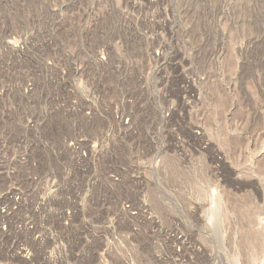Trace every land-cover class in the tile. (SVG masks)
Segmentation results:
<instances>
[{"label":"rangeland","instance_id":"obj_1","mask_svg":"<svg viewBox=\"0 0 264 264\" xmlns=\"http://www.w3.org/2000/svg\"><path fill=\"white\" fill-rule=\"evenodd\" d=\"M0 2V264H264V0Z\"/></svg>","mask_w":264,"mask_h":264},{"label":"bare ground","instance_id":"obj_2","mask_svg":"<svg viewBox=\"0 0 264 264\" xmlns=\"http://www.w3.org/2000/svg\"><path fill=\"white\" fill-rule=\"evenodd\" d=\"M56 1H57V0H56ZM102 1H103V0H102ZM0 3H1V2H0ZM56 3H57V2H56ZM58 3H59V2H58ZM100 3H102V2H100ZM4 4H5V3H4ZM70 4H71V3H70ZM72 4H73V3H72ZM98 4H99V3H98ZM126 4H127V3H126ZM45 5H46V4H45ZM78 5H79V4H78ZM109 5H110V4H109ZM112 5H113V4H112ZM133 5H134V4H133ZM47 6H48V5H47ZM141 6H142V5H141ZM40 7H41V6H40ZM48 7H49V6H48ZM104 7H105V6H104ZM115 7H116V6H115ZM120 7H121V6H120ZM3 8H4V7H3ZM54 8H55V7H54ZM63 8H64V7H63ZM66 8H67V7H66ZM97 8H98V7H97ZM133 8H134V7H133ZM40 9H41V8H40ZM88 9H89V8H88ZM101 9H102V8H101ZM107 9H108V8H107ZM120 9H121V8H120ZM128 9H129V8H128ZM47 10H49V9H47ZM53 10H54V9H53ZM117 10H118V9H117ZM129 10H130V9H129ZM129 10H128V11H129ZM133 10H134V9H133ZM41 11H42V10H41ZM67 11H68V10H67ZM67 11H66V13H67ZM90 11H91V10H90ZM96 11H97V9H96ZM118 11H119V10H118ZM138 11H139V10H138ZM4 12H5V11H4ZM72 12H73V11H72ZM86 12H87V11H86ZM99 12H100V11H99ZM102 12H103V11H102ZM1 13H2V12H1ZM1 13H0V14H1ZM47 13H48V12H47ZM53 13H54V12H53ZM63 13H64V12H63ZM69 13H70V12H69ZM97 13H98V12H97ZM100 13H101V12H100ZM100 13H99V14H100ZM107 13H108V12H107ZM112 13H113V12H112ZM138 13H139V12H138ZM51 14H52V12H51ZM54 14H55V13H54ZM81 14H82V13H81ZM95 14H96V13H95ZM116 14H117V13H116ZM1 15H2V14H1ZM9 15H10V14H9ZM9 15H8V16H9ZM56 15H57V14H56ZM97 15H98V14H97ZM100 15H101V14H100ZM100 15H99V16H100ZM103 15H105V14L103 13ZM103 15H102L101 17H103ZM112 15H113V14H112ZM118 15H119V14H118ZM126 15H127V14H126ZM134 15H135V14H134ZM145 15H146V14H145ZM2 16H3V15H2ZM11 16H12V15H11ZM40 16H41V15H40ZM66 16H67V15H66ZM84 16H85V15H84ZM90 16H91V15H90ZM114 16H115V15H114ZM148 16H149V14H148ZM5 17H6V16H5ZM38 17H39V16H38ZM53 17H54V16H53ZM58 17H59V16H58ZM86 17H87V16H86ZM106 17H107V16H106ZM125 17H126V16H125ZM133 17H134V16H133ZM139 17H140V16H139ZM33 18H34V17H33ZM68 18H70V17H68ZM0 19H1V18H0ZM42 19H43V18H42ZM50 19H51V18H50ZM95 19H96V18H95ZM109 19H110V18H109ZM111 19H112V18H111ZM111 19H110V20H111ZM121 19H122V18H121ZM11 20H12V19H11ZM104 20H105V16H104ZM194 20H195V19H194ZM198 20H199V19H198ZM0 21H1V20H0ZM2 21H3V20H2ZM2 21H1V22H2ZM34 21H35V20H34ZM34 21H33V22H34ZM92 21H93V19H92ZM143 21H144V20H143ZM45 22H46V21H45ZM90 22H91V21H90ZM93 22H95V21H93ZM126 22H127V21H126ZM200 22H201V21H200ZM41 23H42V22H41ZM41 23H40V24H41ZM62 23H63V22H62ZM140 23H141V22H140ZM42 24H43V23H42ZM71 24H72V23H71ZM100 24H101V23H100ZM121 24H122V23H121ZM193 24H194V23H192V25H193ZM1 25H2V24H1ZM1 25H0V26H1ZM45 25H46V23H45ZM60 25H61V24H60ZM69 25H70V24H69ZM98 25H99V24H98ZM101 25H102V24H101ZM201 25H202V24H201ZM55 26H56V25H55ZM71 26H72V25H71ZM190 26H191V25H190ZM206 26H207V25H206ZM15 27H16V26H15ZM50 27H51V26H50ZM89 27H90V26H89ZM105 27H106V26H105ZM110 27H111V26H110ZM212 27H213V26H212ZM37 28H38V27H37ZM37 28H36V29H37ZM96 28H97V27H96ZM103 28H104V27H103ZM190 28H191V27H190ZM193 28H194V27H193ZM201 28H202V27H201ZM62 29H63V28H62ZM71 29H72V28H71ZM260 29H261V28H260ZM27 30H28V29H27ZM55 30H56V27H55ZM68 30H70V29H68ZM75 30H76V29H75ZM92 30H93V29H92ZM123 30H124V29H123ZM128 30H129V29H128ZM210 30H211V29H210ZM11 31H12V30H11ZM23 31H24V30H23ZM36 31H37V30H36ZM61 31H62V30H61ZM73 31H74V30H73ZM94 31H95V30H94ZM99 31H100V29H99ZM106 31H107V30H106ZM108 31H109V30H108ZM135 31H137V30H135ZM13 32H14V31H13ZM32 32H33V31H32ZM46 32H47V31H46ZM65 32H66V31H65ZM97 32H98V31H97ZM116 32H117V29H116ZM258 32H259V31H258ZM10 33H11V32H10ZM10 33H9V34H10ZM15 33H16V32H15ZM19 33H20V32H19ZM22 33H23V32H21V34H22ZM39 33H40V32H39ZM62 33H63V32H62ZM66 33H67V32H66ZM66 33H65V34H66ZM77 33H78V32H77ZM84 33H85V32H84ZM84 33H83V34H84ZM129 33H130V32H129ZM193 33H194V32H193ZM196 33H197V32H196ZM213 33H215V32H213ZM3 34H4V33H3ZM7 34H8V33H7ZM12 34H13V33H12ZM37 34H38V33H37ZM69 34H71V31H70ZM69 34H66V35H69ZM101 34H102V33H101ZM203 34H204V33H203ZM1 35H2V34H1ZM48 35H49V34H48ZM74 35H75V34H74ZM76 35H77V34H76ZM85 35H86V34H85ZM95 35H96V34H95ZM98 35H99V34H98ZM114 35H115V34H114ZM116 35H117V33H116ZM194 35H195V34H194ZM9 36H10V35H9ZM11 36H12V35H11ZM31 36H32V35H31ZM37 36H38V35H37ZM46 36H47V35H46ZM81 36H82V35H81ZM129 36H130V35H129ZM137 36H138V35H137ZM197 36H198V35H197ZM205 36H206V34H205ZM251 36H252V35H251ZM258 36H259V35H258ZM14 37H15V36H14ZM41 37H42V36H41ZM43 37H44V36H43ZM64 37H65V36H64ZM64 37H63V38H64ZM66 37H67V36H66ZM76 37H77V36H76ZM106 37H107V35H106ZM112 37H113V36H112ZM116 37H117V36H116ZM143 37H144V36H143ZM263 37H264V36H263ZM7 38H8V37H7ZM71 38H72V37H71ZM71 38H70V39H71ZM94 38H95V37H94ZM103 38H105L104 35H103ZM108 38H109V37H108ZM125 38H126V37H125ZM15 39H16V38H15ZM20 39H21V38H20ZM37 39H38V38H37ZM89 39H90V38H89ZM199 39H201V38H199ZM199 39H198V40H199ZM251 39H252V38H251ZM18 40H19V39H18ZM18 40H17V42H18ZM74 40H76V39L74 38ZM92 40H93V39H92ZM106 40H107V39H106ZM115 40H116V39H115ZM115 40H114V41H115ZM65 41H66V40H65ZM70 41H71V40H70ZM79 41H80V40H79ZM87 41H88V40H87ZM126 41H127V40H126ZM162 41H163V40H162ZM167 41H168V40H167ZM5 42H6V41H5ZM13 42H16V40L13 41ZM13 42H11V44H12L11 46L14 45V46H15V47H13L14 49H15V48H19V45H17V44H18L20 41H19L17 44H13ZM21 42H22V41H21ZM36 42H37V41H36ZM50 42H51V41H50ZM67 42H68V41H67ZM102 42H103V41H102ZM199 42H200V41H199ZM199 42H198V43H199ZM258 42H261V41H258ZM109 43H110V42H109ZM159 43H160V42H159ZM161 43H162V42H161ZM208 43H209V42H208ZM211 43H212V42H211ZM255 43H256V42H255ZM8 44H9V43H8ZM31 44H32V43H31ZM76 44H77V43H76ZM157 44H158V43H157ZM6 45H7V44H6ZM53 45H54V44H53ZM65 45H66V44H65ZM89 45H90V44H89ZM95 45H96V44H95ZM101 45H102V44H101ZM108 45H110V44H108ZM131 45H132V44H131ZM162 45H163V44H162ZM193 45H194V44H193ZM240 45H241V44H240ZM45 46H46V45H45ZM77 46H78V45H77ZM91 46H92V45H91ZM93 46H94V45H93ZM136 46H137V45H136ZM157 46H158V45H157ZM168 46H169V45H168ZM168 46H167V47H168ZM244 46H246V45H244ZM8 47H10V44L8 45ZM8 47H7V48H8ZM21 47H22V46H21ZM88 47H89V46H88ZM196 47H197V46H196ZM250 47H251V46H250ZM25 48H26V47H25ZM54 48H55V47H54ZM74 48H75V46H74ZM78 48H79V46H78ZM106 48H107V47H106ZM133 48H134V47H133ZM135 48H136V47H135ZM139 48H140V47H139ZM199 48H200V46H199ZM206 48H207V47H206ZM259 48H260V47H259ZM10 49H12V48L10 47ZM20 49H21V48H20ZM20 49H19V50H20ZM55 49H56V48H55ZM90 49H91V47H90ZM95 49H97V48H95ZM129 49H130V48H129ZM131 49H132V47H131ZM137 49H138V48H137ZM180 49H181V48H180ZM255 49H257V47H256ZM34 50H35V49H34ZM78 50H79V49H78ZM80 50H81V49H80ZM112 50H113V49H112ZM202 50H203V49H202ZM259 50H260V49H259ZM58 51H59V50H58ZM64 51H65V50H64ZM97 51H98V50H97ZM103 51H104V50H103ZM108 51H109V50H108ZM133 51H134V50H133ZM161 51H162V50H161ZM205 51H206V50H205ZM244 51H245V50H244ZM24 52H25V51H24ZM37 52H38V51H37ZM50 52H51V51H50ZM74 52H75V50H74ZM89 52H90V51H89ZM92 52H93V51H92ZM98 52H99V51H98ZM100 52H101V51H100ZM113 52H114V51H113ZM130 52H131V51H130ZM139 52H140V51H139ZM149 52H150V51H149ZM252 52H253V51H252ZM16 53H18V52H16ZM57 53H58V52H57ZM68 53H69V52H68ZM84 53H85V52H84ZM104 53H105V52H104ZM111 53H112V52H111ZM185 53H186V52H185ZM255 53H256V52H255ZM3 54H4V53H3ZM5 54H6V53H5ZM48 54H50V53H48ZM97 54H98V53H97ZM125 54H126V53H125ZM133 54H135V53H133ZM252 54H253V53H252ZM261 54H262V53H261ZM52 55H53V54H52ZM82 55H83V54H82ZM111 55H113V54H111ZM114 55H115V54H114ZM259 55H260V54H259ZM55 56H56V55H55ZM60 56H61V55H60ZM68 56H69V55H68ZM97 56H98V55H97ZM108 56H109V55H108ZM139 56H140V55H139ZM155 56H156V55H155ZM206 56H207V54H206ZM18 57H19V56H18ZM66 57H67V56H66ZM78 57H79V56H78ZM82 57H83V56H82ZM114 57H116V56H114ZM177 57H178V56H177ZM202 57H203V56H201V58H202ZM60 58H61V57H60ZM87 58H88V57H87ZM95 58H96V57H95ZM102 58H103V59H102ZM102 58H101V59L104 60L105 57H102ZM110 58H111V57H110ZM179 58H180V57H179ZM201 58H200V59H201ZM251 58H252V57H251ZM68 59H69V58H68ZM78 59L80 60V58H78ZM81 59H82V58H81ZM172 59H173V58H172ZM198 59H199V58H198ZM205 59H206V58H205ZM17 60H18V59H17ZM43 60H44V59H43ZM83 60H84V58H83ZM83 60H82V61H83ZM87 60H88V59H87ZM109 60H110V61H109L110 64H112V63H111V59H109ZM123 60H124V59H123ZM133 60H134V59H133ZM138 60H140V59H138ZM51 61L53 62V59H52ZM99 61H100V60H99ZM135 61H136V60H135ZM184 61H185V60H184ZM186 61H187V60H186ZM188 61H189V60H188ZM196 61H197V60H196ZM248 61H249V60H248ZM259 61H260V60H259ZM14 62H15V61H14ZM20 62H21V61H20ZM64 62H65V61H64ZM67 62H69V61H67ZM79 62H80V61H79ZM107 62H108V61H106V66H107ZM168 62H169V61H168ZM198 62H199V61H198ZM81 63H82V62H81ZM97 63H98V62H97ZM121 63H123V61H122ZM126 63H127V62H126ZM183 63H184V62H183ZM206 63H207V62H206ZM251 63H252V62H251ZM251 63H250V64H251ZM108 64H109V63H108ZM246 64H247V63H246ZM2 65H3V64H2ZM50 65H51V64H50ZM54 65H55V64H54ZM54 65H53V66H54ZM56 65H57V64H56ZM81 65H82V64H81ZM103 65H104V64H103ZM113 65H114V63H113ZM130 65H131V64H130ZM185 65H186V64H185ZM189 65H190V63H189ZM201 65H203V63H202ZM207 65H209V64H207ZM247 65H249V64H247ZM10 66H11V65H10ZM40 66H41V65H40ZM104 66H105V65H104ZM111 66H112V65H111ZM245 66H246V65H245ZM258 66H259V65H258ZM4 67H5V66H4ZM21 67H23V66H21ZM27 67H28V66H27ZM59 67H60V66H59ZM122 67H123V66H122ZM182 67H184V66H182ZM252 67H253V66H252ZM2 68H3V67H2ZM28 68H29V67H28ZM55 68H56V67H55ZM75 68H76V67H75ZM79 68H81V67H79ZM83 68H84V67H83ZM83 68H82V69H83ZM106 68H107V67H106ZM254 68H255V67H254ZM258 68H259V67H258ZM258 68H257V69H258ZM263 68H264V67H263ZM18 69H19V68H18ZM22 69H23V68H22ZM36 69H37V68H36ZM56 69H57V68H56ZM64 69H65V68H64ZM126 69H127V68H126ZM130 69H131V68H130ZM130 69H129V70H130ZM171 69H172V68H171ZM189 69H190V68H189ZM28 70H29V69H28ZM74 70H75V69H74ZM78 70H79V69H78ZM85 70H86V69H85ZM111 70H112V69H111ZM115 70H116V69H115ZM51 71H52V70H51ZM81 71H82V70H81ZM81 71H80V72H81ZM89 71H91V70H89ZM116 71H117V70H116ZM186 71H187V70H186ZM194 71H195V70H194ZM209 71H210V70H209ZM21 72H22V71H21ZM33 72H34V71H33ZM80 72H79V73H80ZM83 72H84V70H83ZM117 72H118V71H117ZM128 72H129V71H128ZM133 72H134V71H133ZM135 72H136V71H135ZM184 72H185V70H184ZM202 72H203V71H202ZM12 73H13V72H12ZM12 73H11V74H12ZM58 73H59V72H58ZM60 73H61V72H60ZM66 73H68V71H67ZM111 73H112V72H111ZM200 73H201V72H200ZM205 73H206V72H205ZM253 73H255V72H253ZM29 74H30V73H29ZM48 74H49V73H48ZM61 74H62V73H61ZM81 74H83V73L81 72ZM98 74H99V73H98ZM106 74H107V73H106ZM109 74H110V73H109ZM109 74H108V75H109ZM115 74H116V73H115ZM207 74H208V73H207ZM12 75H13V74H12ZM66 75H67V74H66ZM131 75H132V74H131ZM134 75H135V74H134ZM177 75H178V74H177ZM27 76H28V75H27ZM83 76H84V74H83ZM85 76H86V75H85ZM87 76H88V75H87ZM127 76H128V75H127ZM140 76H141V75H140ZM181 76H182V75H181ZM69 77H70V75H69ZM77 77H78V76H77ZM112 77H113V76H112ZM130 77H131V76H130ZM183 77H184V76H183ZM3 78H4V77H3ZM18 78H19V77H18ZM25 78H26V77H25ZM56 78H57V77H56ZM58 78H60V77H58ZM85 78H86V77H85ZM1 79H2V78H1ZM37 79H38V78H37ZM53 79H54V78H53ZM65 79H68V78H65ZM201 79H202V78H201ZM3 80H4V79H3ZM8 80H9V79H8ZM57 80H58V79H57ZM113 80H114V78H113ZM132 80H134V79H132ZM184 80H185V79H184ZM205 80H206V79H205ZM17 81H18V80H17ZM20 81H21V80H20ZM27 81H28V80H27ZM39 81H40V80H39ZM58 81H59V80H58ZM63 81H64V79H63ZM69 81H70V80H69ZM99 81H100V80H99ZM105 81H106V80H105ZM107 81H109V80H107ZM123 81H124V80H123ZM126 81H127V80H126ZM192 81H193V80H192ZM202 81H203V80H202ZM5 82H6V81H5ZM56 82H57V81H56ZM60 82H61V81H60ZM113 82H114V81H113ZM130 82H131V81H130ZM134 82H135V81H134ZM139 82H141V81H139ZM188 82H189V81H188ZM0 83H1V82H0ZM3 83H4V82H3ZM17 83H18V82H17ZM51 83H52V81H51ZM96 83H97V82H96ZM122 83H123V82H122ZM135 83H136V82H135ZM8 84H9V83H8ZM38 84H39V83H38ZM57 84H58V83H57ZM110 84H111V83H110ZM137 84H138V83H137ZM63 85H64V84H63ZM126 85H127V84H126ZM131 85H132V84H131ZM181 85H182V84H181ZM20 86H21V85H20ZM40 86H41V85H40ZM42 86H43V85H42ZM50 86H51V85H50ZM135 86H136V85H135ZM137 86H138V85H137ZM27 87H28V85H27ZM30 87H31V86H30ZM100 87H101V86H100ZM109 87H110V86H109ZM109 87H108V88H109ZM146 87H147V85H146ZM185 87H186V86H185ZM58 88H59V87H58ZM108 88H107V89H108ZM118 88H119V87H118ZM140 88H142V87H140ZM35 89H36V88H35ZM38 89H39V87H38ZM72 89H73V88H72ZM124 89H125V88H124ZM21 90H22V89H21ZM62 90H63V89H62ZM125 90H126V89H125ZM138 90H139V89H138ZM183 90H184V89H183ZM0 91H1V90H0ZM28 91H29V90H28ZM30 91H31V89H30ZM40 91H41V90H40ZM56 91H57V90H56ZM66 91H67V90H66ZM109 91H110V90H109ZM38 92H39V90H38ZM62 92H63V91H62ZM106 92H107V91H106ZM138 92H139V91H138ZM1 93H2V92H1ZM13 93H14V92H13ZM28 93H29V92H28ZM35 93H36V92H35ZM110 93H111V92H110ZM119 93H120V92H119ZM146 93H147V92H146ZM5 94H6V93H5ZM31 94H32V93H31ZM54 94H55V93H54ZM56 94H57V93H56ZM74 94H76V93H74ZM105 94H106V93H105ZM128 94H129V93H128ZM142 94H143V93H142ZM32 95H33V94H32ZM37 95H38V94H37ZM67 95H68V93H67ZM70 95H71V94H70ZM108 95H109V93H108ZM116 95H117V94H116ZM137 95H138V94H137ZM145 95H146V94H145ZM38 96H39V95H38ZM59 96H60V95H59ZM59 96H58V97H59ZM77 96H78V95H77ZM110 96H111V94H110ZM113 96H114V95H113ZM117 96H118V95H117ZM65 97H66V96H65ZM71 97H72V96H71ZM98 97H99V96H98ZM119 97H120V96H119ZM119 97H118V98H119ZM28 98H29V97H28ZM32 98H33V97H32ZM40 98H41V97H40ZM105 98H106V97H105ZM113 98H114V97H113ZM23 99H24V98H23ZM55 99H56V98H55ZM61 100H62V99H61ZM65 100H66V99H65ZM78 100H80V99H78ZM81 100H82V99H81ZM86 100H87V99H86ZM107 100H108V99H107ZM27 101H28V100H27ZM29 101H30V100H29ZM34 101H35V100H34ZM59 101H60V100H59ZM71 101H73V100H71ZM116 101H117V100H116ZM126 101H127V100H126ZM126 101H125V102H126ZM133 101H134V100H133ZM141 101H142V100H141ZM41 102H42V101H41ZM64 102H66V101H64ZM17 103H18V102H17ZM26 103H27V102H26ZM108 103H109V102H108ZM128 103H129V102H128ZM0 104H1V103H0ZM52 104H53V103H52ZM66 104H67V103H66ZM68 104H70V103H68ZM68 104H67V105H68ZM82 104H83V103H82ZM112 104H113V103H112ZM136 104H137V103H136ZM143 104H144V103H143ZM4 105H5V104H4ZM30 105H31V104H30ZM30 105H29V107H30ZM71 105H72V103H71ZM71 105H70V107H71ZM104 105H105V104H104ZM126 105H127V104H126ZM54 106H55V105H54ZM77 106H78V105H77ZM81 106H82V105H81ZM120 106H121V105H120ZM124 106H125V105H124ZM138 106H139V104H138ZM18 107H19V106H18ZM31 107H32V106H31ZM59 107H61V106H59ZM92 107H93V106H92ZM94 107H95V106H94ZM113 107H114V106H113ZM135 107H136V106H135ZM36 108H37V106H36ZM50 108H51V107H50ZM50 108H49V109H50ZM57 108H58V107H57ZM63 108H64V107H63ZM100 108H101V107H100ZM117 108H118V107H117ZM121 108H122V107H121ZM128 108H129V107H128ZM0 109H1V107H0ZM10 109H11V108H10ZM26 109H27V108H26ZM55 109H56V107H55ZM67 109H68V108H67ZM82 109H83V108H82ZM134 109H135V108H134ZM4 110H5V109H4ZM21 110H23V109H21ZM35 110H36V109H35ZM39 110H40V109H39ZM62 110H63V109H62ZM144 110H145V109H144ZM7 111H8V110H7ZM26 111H27V110H26ZM41 111H42V110H41ZM55 111H56V110H55ZM91 111H92V110H91ZM118 111H119V110H118ZM145 111H148V110H145ZM34 112H35V111H34ZM34 112H33V113H34ZM67 112H69V111H67ZM92 112H94V111H92ZM140 112H142V111H140ZM177 112H178V111H177ZM35 113H36V112H35ZM54 113H55V112H54ZM60 113H61V111H60ZM73 113H74V112H73ZM81 113H82V112H81ZM117 113H118V112H117ZM143 113H144V112H143ZM148 113H149V111H148ZM169 113H170V112H169ZM39 114H40V113H39ZM74 114H75V113H74ZM107 114H108V113H107ZM8 115H9V114H8ZM62 115H63V114H62ZM89 115H90V114H89ZM95 115H96V114H95ZM98 115H99V114H98ZM111 115H112V114H111ZM1 116H2V115H1ZM20 116H21V115H20ZM69 116H70V115H69ZM91 116H92V115H91ZM48 117H49V116H48ZM74 117H75V116H74ZM77 117H78V116H77ZM80 117H81V116H80ZM122 117H123V116H121L120 118H122ZM131 117H132V116H131ZM131 117H130V118H131ZM136 117H137V115H136ZM139 117H140V116H139ZM141 117H142V116H141ZM53 118H54V117H53ZM64 118H65V117H64ZM92 118H93V117H92ZM117 118H118V117H117ZM26 119H27V118H26ZM34 119H35V118H34ZM66 119H67V118H66ZM66 119H65V120H66ZM88 119H89V118H88ZM132 119H133V118H132ZM146 119H147V118H146ZM46 120H47V119H46ZM59 120H60V119H59ZM71 120H72V119H71ZM95 120H96V119H95ZM119 120H120V119H119ZM133 120H134V119H133ZM150 120H151V119H150ZM198 120H199V119H198ZM75 121H76V120H75ZM135 121H136V120H135ZM148 121H149V120H148ZM165 121H166V120H165ZM182 121H184V120H182ZM193 121L195 122V120H193ZM10 122H11V121H10ZM32 122H33V121H32ZM46 122H47V121H46ZM66 122H68V121H66ZM80 122H81V121H80ZM96 122H97V121H96ZM129 122H130V121H129ZM131 122H132V121H131ZM143 122H144V121H143ZM188 122H189V121H188ZM198 122H199V121H198ZM77 123H78V122H77ZM84 123H85V122H84ZM91 123H92V122H91ZM104 123H105V122H104ZM116 123H117V122H116ZM183 123H184V122H183ZM79 124H80V123H79ZM82 124H83V123H82ZM130 124H131V123H130ZM135 124H136V123H135ZM190 124H191V123H190ZM46 125H47V124H46ZM50 125H51V124H50ZM87 125H88V124H87ZM98 125H99V124H98ZM140 125H141V124H140ZM62 126H63V125H62ZM69 126H70V125H69ZM78 126L80 127V125H78ZM127 126H128V125H127ZM0 127H1V126H0ZM39 127H40V126H39ZM56 127H57V125H56ZM64 127H65V125H64ZM92 127H93V126H92ZM122 127H123V126H122ZM128 127H129V126H128ZM186 127H187V126H186ZM195 127H196V126H195ZM199 127H200V126H199ZM199 127H198V128H199ZM2 128H3V127H2ZM49 128H50V127H49ZM77 128H78V127H77ZM99 128H100V127H99ZM126 128H127V127H126ZM130 128H131V127H130ZM155 128H156V127H155ZM42 129H43V128H42ZM54 129H55V128H54ZM58 129H59V128H58ZM68 129H69V128H68ZM121 129H122V128H121ZM133 129H134V128H133ZM153 129H154V127H153ZM1 130H2V129H1ZM18 130H19V129H18ZM47 130H48V129H47ZM49 130H50V129H49ZM85 130H86V129H85ZM129 130H130V129H129ZM193 130H194V129H193ZM200 130H201V129H200ZM14 131H15V130H14ZM72 131H73V129H72ZM153 131H154V130H153ZM61 132H62V131H61ZM85 132H86V131H85ZM101 132H102V131H101ZM198 132H199V131H198ZM42 133H43V132H42ZM57 133H58V132H57ZM74 133H75V132H74ZM150 133H151V132H150ZM69 134H70V133H69ZM194 134H195V133H194ZM2 135H3V134H2ZM9 135H10V134H9ZM13 135H14V134H13ZM49 135H50V134H49ZM55 135H56V134H55ZM55 135H54V136H55ZM60 135H61V134H60ZM66 135H67V134H66ZM71 135H72V134H71ZM112 135H113V133H112ZM112 135H111V136H112ZM128 135H129V134H128ZM135 135H136V134H135ZM6 136H7V135H6ZM58 136H59V135H58ZM61 136H63V135H61ZM88 136H89V135H88ZM91 136H92V135H91ZM113 136H114V135H113ZM20 137H21V136H20ZM47 137H48V136H47ZM63 137H64V136H63ZM70 137H71V136H70ZM83 137H84V136H83ZM92 137H93V136H92ZM128 137H129V136H128ZM201 137H202V136H200V138H201ZM8 138H9V137H8ZM13 138H14V137H13ZM16 138H17V137H16ZM114 138H115V136H114ZM19 139H20V138H19ZM35 139H36V138H35ZM44 139H45V138H44ZM93 139H94V138H93ZM6 140H7V138H6ZM14 140H15V139H14ZM28 140H29V139H28ZM33 140H34V139H33ZM65 140H66V139H65ZM67 141H68V140H67ZM98 141H99V140H98ZM104 141H105V140H104ZM116 141H117V140H116ZM120 141H121V140H120ZM4 142H5V141H4ZM15 142H16V141H15ZM61 142H62V141H61ZM114 142H115V141H114ZM118 142H119V141H118ZM186 142H187V141H186ZM13 143H14V141H13ZM53 143H54V142H53ZM58 143H59V142H58ZM67 143H68V142H67ZM74 143H75V142H74ZM74 143H73V144H74ZM110 143H112V142H110ZM14 144H15V143H14ZM62 144H63V143H62ZM138 144H139V143H138ZM138 144H137V145H138ZM122 145H123V144H122ZM140 145H141V144H140ZM140 145H139V146H140ZM3 146H4V145H3ZM11 146H12V145H11ZM31 146H32V145H31ZM31 146H30V147H31ZM39 146H40V144H39ZM63 146H64V145H63ZM83 146H84V145H83ZM30 147H29V148H30ZM68 147H69V146H68ZM90 147H91V146H90ZM109 147H110V146H109ZM2 148H3V147H2ZM55 148H56V147H55ZM64 148H65V147H64ZM107 148H108V147H107ZM117 148H118V147H117ZM75 149H76V148H75ZM78 149H79V147H78ZM81 149H82V148H81ZM83 149H84V148H83ZM103 149H104V148H103ZM92 150H93V149H92ZM101 150H102V149H101ZM110 150H111V149H110ZM120 150H121V149H120ZM34 151H35V150H34ZM121 152H122V151H121ZM28 153H29V152H28ZM31 153H32V152H31ZM56 153H57V152H56ZM66 153H67V152H66ZM114 153H116V152H114ZM1 154H2V153H1ZM59 154H60V153H59ZM117 154H118V153H117ZM103 155H104V154H103ZM58 156H59V155H58ZM20 157H21V156H20ZM100 157H101V156H100ZM111 157H112V156H111ZM34 158H35V157H34ZM74 158H75V157H74ZM102 158H103V157H102ZM0 159H1V158H0ZM8 159H9V158H8ZM18 159H19V158H18ZM18 159H17V160H18ZM26 159H27V158H26ZM42 159H43V158H42ZM86 159H87V158H86ZM90 159H91V158H90ZM19 160H20V159H19ZM34 160H35V159H34ZM36 160H37V159H36ZM12 161H13V160H12ZM44 161H45V160H44ZM99 162H100V161H99ZM111 162L113 163V161H111ZM124 162H125V161H124ZM4 163H5V162H4ZM29 163H30V162H29ZM118 163H119V162H118ZM12 164H13V163H12ZM1 165H2V164H1ZM5 165H6V164H5ZM10 165H11V164H10ZM26 165H27V164H26ZM26 165H25V166H26ZM32 165H33V164H32ZM37 165H38V164H37ZM78 165H79V164H78ZM101 165H102V164H101ZM14 166H15V165H14ZM115 166H116V165H115ZM125 166H126V165H125ZM125 166H123V167H125ZM70 167H71V166H70ZM103 167H104V166H103ZM110 167H111V166H110ZM116 167H117V166H116ZM123 167H122V168H123ZM15 168H16V167H15ZM15 168H14V170H16ZM19 168H20V166H19ZM35 168H37V167H35ZM108 168H109V167H108ZM17 169H18V168H17ZM30 169H31V168H30ZM91 169H92V168H91ZM27 170H28V169H27ZM32 170H33V169H32ZM104 170H105V169H104ZM5 171H6V170H5ZM42 171L44 172V170H42ZM71 171H72V170H71ZM81 171H82V170H81ZM110 171H111V170H110ZM115 171H116V170H115ZM12 172H13V171H12ZM27 172H28V171H27ZM102 172H103V171H102ZM121 172H122V171H121ZM0 173H1V171H0ZM6 173H7V172H6ZM32 173H33V172H32ZM45 173H46V172H45ZM113 173H114V172H113ZM24 174H25V173H24ZM26 174H27V173H26ZM33 174H34V173H33ZM35 174L38 175L39 173H35ZM89 174H90V173H89ZM97 174H98V173H97ZM97 174H96V175H97ZM101 174H102V173H101ZM104 174H105V173H104ZM11 175H12V174H11ZM43 175H44V174H43ZM108 175H109V174H108ZM117 175H118V174H117ZM19 176H20V175H19ZM47 176H48V175H47ZM73 176H74V175H73ZM118 176H119V175H118ZM109 177H110V175H109ZM119 177H121V176H119ZM30 178H31V177H30ZM44 178H45V177H44ZM95 178H96V177H95ZM99 178H100V177H99ZM16 179H17V178H16ZM42 179H43V178H42ZM67 179H68V178H67ZM13 180H14V179H13ZM24 180H25V179H24ZM44 180H45V179H44ZM111 180H112V179H111ZM118 180H119V179H118ZM1 181H2V180H1ZM15 181H16V180H15ZM41 181H42V180H41ZM65 181H66V180H65ZM21 182H22V181H21ZM31 182H32V181H31ZM76 182H77V181H76ZM100 182H101V181H100ZM107 182H108V181H107ZM109 182H110V181H109ZM36 183H37V182H36ZM40 183H41V182H40ZM16 184H17V182H16ZM96 184H97V183H96ZM100 184H101V183H100ZM100 184H99V185H100ZM103 184H104V183H103ZM103 184H102V185H103ZM115 184H116V183H115ZM25 185H26V184H25ZM29 185H30V184H29ZM31 185H32V184H31ZM44 186H46V184H45ZM108 186H109V185H108ZM118 186H119V185H118ZM120 186H121V185H120ZM15 187H16V186H15ZM19 187H20V186H19ZM21 187H22V186H21ZM37 187H38V186H37ZM61 187H62V186H61ZM103 187H104V186H103ZM116 187H117V186H116ZM23 188H24V187H23ZM29 188H30V187H29ZM35 188H36V186H35ZM69 188H70V187H69ZM69 188H68V189H69ZM94 188H95V187H94ZM114 188H115V187H114ZM21 189H22V188H21ZM27 189H28V188H27ZM33 189H34V188H33ZM36 189H37V188H36ZM63 189H64V188H63ZM116 189H117V188H116ZM19 190H20V189H19ZM59 190H60V189H59ZM2 191H3V190H2ZM45 191H46V190H45ZM113 191H114V190H113ZM125 191H126V190H125ZM20 192H21V191H20ZM20 192H18V193H20ZM104 192H105V191H104ZM118 192H119V191H118ZM26 193H27V192H26ZM26 193H25V195H26ZM44 193H45V192H44ZM44 193H43V194H44ZM56 193H57V191H56ZM100 193H101V192H100ZM126 193H127V192H126ZM37 194H38V192H37ZM71 194H72V193H71ZM9 195H10V194H9ZM41 195H42V194H41ZM111 195H112V194H111ZM79 196H80V195H79ZM94 196H96V195H94ZM120 196H121V195H120ZM125 196H126V195H125ZM16 197H17V196H16ZM38 197H39V196H38ZM45 197H46V196H45ZM74 197H75V196H74ZM74 197H73V198H74ZM88 197H89V196H88ZM103 197H104V196H103ZM107 197H108V196H107ZM114 197H115V196H114ZM12 199H13V198H12ZM18 199H19V198H18ZM77 199H78V198H77ZM104 199H106V198H104ZM34 200H35V199H34ZM52 200H53V199H52ZM114 200H115V199H114ZM116 200H117V199H116ZM63 201H64V200H63ZM77 201H78V200H77ZM95 201H96V200H95ZM11 202H12V201H11ZM53 202H54V201H53ZM75 202H76V201H75ZM95 203H96V202H95ZM108 203H109V202H108ZM112 203H113V202H112ZM1 204H2V203H1ZM15 204H16V203H15ZM30 204H31V203H30ZM30 204H29V205H30ZM40 204H41V203H40ZM103 204H104V202H103ZM109 204H110V203H109ZM115 204H116V203H115ZM7 205H8V204H7ZM21 205H22V204H21ZM62 205H63V204H62ZM91 205H92V204H91ZM101 205H102V204H101ZM104 205H105V204H104ZM110 205H111V204H110ZM11 206H12V203H11ZM13 206H14V205H13ZM32 206H33V205H32ZM42 206H43V205H42ZM79 206H80V205H79ZM98 206H99V205H98ZM107 206H108V205H107ZM131 206H132V205H131ZM156 206H157V205H156ZM16 207H17V206H16ZM20 207H22V206H20ZM49 207H50V206H49ZM71 207H72V206H71ZM90 207H91V206H90ZM109 207H110V206H109ZM114 207H115V206H114ZM25 208H26V207H25ZM25 208H24V209H25ZM62 208H63V207H62ZM93 208H95V207L93 206ZM99 208H100V207H99ZM110 208H111V207H110ZM35 209H36V208H35ZM77 209H78V208H77ZM95 209H96V208H95ZM108 209H109V208H108ZM124 209H125V208H124ZM132 209H133V208H132ZM5 210H6V209H5ZM85 210H86V209H85ZM125 210H126V209H125ZM25 211H26V210H25ZM45 211H46V210H45ZM64 211H65V210H64ZM82 211H83V210H82ZM101 211H102V210H101ZM105 211H106V208H105ZM111 211H112V210H111ZM129 211H130V210H129ZM0 212H1V211H0ZM4 212H5V211H4ZM21 212H22V211H21ZM28 212H29V211H28ZM28 212H27V213H28ZM75 212H76V211H75ZM93 212H94V211H92V213H93ZM125 212H126V211H125ZM13 213H14V212H13ZM27 213H26V214H27ZM109 213H110V212H109ZM77 214H78V213H77ZM80 214H81V213H80ZM85 214H86V213H85ZM110 214H111V213H110ZM133 214H134V213H133ZM3 215H4V214H3ZM38 215H39V214H38ZM72 215H73V214H72ZM92 215H93V214H92ZM105 215H106V214H105ZM117 215H118V214H117ZM122 215H123V214H122ZM124 215H125V214H124ZM4 216H5V215H4ZM4 216H3V217H4ZM28 216H29V215H28ZM35 216H36V215H35ZM53 216H54V215H53ZM93 216H94V215H93ZM165 216H166V215H165ZM6 217H7V216H6ZM16 217H17V215H16ZM21 217H22V216H21ZM25 217H26V216H25ZM56 217H57V216H56ZM63 217H64V216H63ZM107 217H108V216H107ZM118 217H119V216H118ZM59 218H60V217H59ZM111 218H112V217H111ZM119 218H120V217H119ZM124 218H125V217H124ZM154 218H155V217H154ZM167 218H168V217H167ZM35 219H36V218H35ZM54 219H55V217H54ZM62 219H63V218H62ZM94 219H95V218H94ZM109 219H110V218H109ZM128 219H129V218H128ZM32 220H33V219H32ZM98 220H99V219H98ZM98 220H97V221H98ZM111 220H112V219H111ZM7 221H8V220H7ZM50 221H51V220H50ZM114 221H115V220H114ZM122 221H123V220H122ZM125 221H126V220H125ZM30 222H31V221H30ZM55 222H56V221H55ZM69 222H70V221H69ZM117 222H118V221H117ZM3 223H4V222H3ZM6 223H7V222H6ZM8 223H9V222H8ZM22 223H23V221H22ZM34 223H35V222H34ZM1 224H2V223H1ZM31 224H32V223H31ZM62 224H63V223H62ZM68 224H69V223H68ZM63 225H64V224H63ZM116 225H117V224H116ZM116 225H115V226H116ZM119 225H120V224H119ZM6 226H7V225H6ZM10 226H11V225H10ZM17 226H18V225H17ZM65 226H66V225H65ZM61 229H62V228H61ZM15 230H16V229H15ZM66 230H67V229H66ZM70 230H71V229H70ZM17 231H18V230H17ZM20 231H21V230H20ZM59 231H60V230H59ZM26 232H27V231H26ZM30 232H31V231H30ZM30 232H29V233H30ZM45 232H46V231H45ZM0 233H1V232H0ZM23 233H24V232H23ZM49 233H50V232H49ZM49 233H48V234H49ZM62 233H63V232H62ZM62 233H61V234H62ZM33 234H34V233H33ZM71 234H72V233H71ZM20 235H21V234H20ZM10 236H11V235H10ZM32 236H33V235H32ZM71 236H72V235H71ZM71 236H70V237H71ZM37 237H38V236H37ZM63 237H64V236H63ZM3 238H4V237H3ZM29 238H30V236H29ZM55 238H56V237H55ZM0 239H2V238H0ZM12 239H13V238H12ZM16 239H17V238H16ZM39 239H40V238H39ZM87 239H88V238H87ZM10 240H11V239H10ZM20 240H21V239H20ZM23 240H24V239H23ZM62 240H63V239H62ZM5 241H6V240H4V242H5ZM7 241H8V240H7ZM47 241H48V240H47ZM64 241H65V240H64ZM53 242H54V241H53ZM5 243H6V242H5ZM26 243H27V242H26ZM36 243H37V242H36ZM90 243H91V242H90ZM10 244H11V243H10ZM16 244H17V243H16ZM21 244H22V243H21ZM69 244H70V243H69ZM91 244H92V243H91ZM13 245H14V244H13ZM67 246H68V245H67ZM91 246H92V245H91ZM16 247H17V246H16ZM71 247H72V246H71ZM65 248H66V247H65ZM95 248H96V247H95ZM41 249H42V248H41ZM67 249H68V248H67ZM18 250H20V249H18ZM34 250H35V249H34ZM63 250H64V249H63ZM65 250H66V249H65ZM40 251H41V250H40ZM76 251H77V250H76ZM76 251H75V252H76ZM69 252H70V251H69ZM71 252H72V251H71ZM85 252H86V251H85ZM17 253H18V252H17ZM92 253H93V251H92ZM38 255H39V254H38ZM83 255H84V254H83ZM85 255H86V254H85ZM87 255H88V254H87ZM50 256H51V255H50ZM142 256H143V255H142ZM146 256H147V255H146ZM27 257H28V256H27ZM42 257H43V256H42ZM52 257H53V256H52ZM72 257H73V256H72ZM24 258L26 259V257H24ZM43 258H44V257H43ZM74 258H75V257H74ZM141 258H142V257H141ZM46 259H47V258H46ZM80 259H81V258H80ZM142 259H143V258H142ZM116 260H117V259H116ZM120 260H121V259H120ZM8 261H9V260H8ZM145 261H146V260H145ZM13 262H14V261H13ZM124 262H125V261H124ZM14 263H15V262H14ZM91 263H92V262H91ZM44 264H45V263H44Z\"/></svg>","mask_w":264,"mask_h":264}]
</instances>
